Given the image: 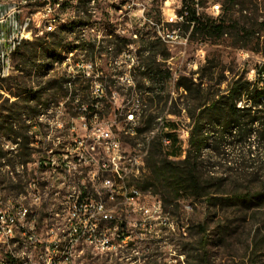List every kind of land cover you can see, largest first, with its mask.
Listing matches in <instances>:
<instances>
[{
  "label": "rangeland",
  "instance_id": "obj_1",
  "mask_svg": "<svg viewBox=\"0 0 264 264\" xmlns=\"http://www.w3.org/2000/svg\"><path fill=\"white\" fill-rule=\"evenodd\" d=\"M213 1L224 7L225 0H199L200 15L216 18L209 10ZM44 2L33 0L25 10L36 12ZM193 2L58 0L51 5L58 18L53 34L44 33L25 42L14 57L17 71L4 81L0 79V89L5 92H0L1 208L22 205L31 216L29 222L35 221L36 202L30 194L21 193L33 170L25 163L23 172H17L22 169L21 159L34 161L39 133H51L53 146L60 154L66 152L67 146L75 147L73 138L84 132L85 122L89 126L95 120L107 123L118 133L126 112L138 107V127L142 131L121 133V137L125 147L130 144L143 155L145 165L140 174L147 171L146 159L157 144L156 135L161 139V118L164 128L166 123L169 131L177 135L178 156L184 157L190 119L184 109L186 93L178 86V79L185 76L197 82L207 61L221 63L215 75L224 69V74L230 76L228 67L234 66L250 79L264 65V56L252 50L257 48L255 40L250 42L242 33L244 28L264 19V0H239L227 15L229 23H237L239 32L228 29L220 38H206L186 27L178 11L184 3L194 6ZM43 19L44 15L37 20ZM167 33H172L173 38L166 42L163 36ZM158 38L163 42H156ZM153 45L160 51L167 49L169 54L166 60H161V69L171 71L170 79L154 76L155 69L145 64L148 53L144 49L151 52ZM68 77L74 80L71 87L64 82ZM96 85L103 90H97ZM221 87L225 88L226 83ZM96 97H99L97 119L83 108L90 106ZM10 130L20 135V145L15 143ZM6 144L9 149L13 146L25 154L9 155ZM206 153L210 155V151ZM135 183L141 188V182ZM56 188L63 189L58 183ZM146 193L150 195H145V216H152L153 200L158 199L167 216L157 213V220L165 223L158 224L150 234L133 233L128 246L116 254L86 248L75 264H264V204H211L181 194L165 208L153 190ZM107 206L120 213L127 203L118 200ZM40 207L48 225L45 237H52L51 229L59 235L69 234L61 221L62 208L56 207L54 200H47V193H42ZM142 224H149V217H142ZM16 240L3 245L11 248L13 259L22 256V246L15 244ZM3 254L0 248V259Z\"/></svg>",
  "mask_w": 264,
  "mask_h": 264
},
{
  "label": "built area",
  "instance_id": "obj_2",
  "mask_svg": "<svg viewBox=\"0 0 264 264\" xmlns=\"http://www.w3.org/2000/svg\"><path fill=\"white\" fill-rule=\"evenodd\" d=\"M32 1L0 0V76L3 81L13 74L14 57L18 49L25 42L40 37L41 31L39 27H35V20L43 15H52V4L48 0L35 12V16H28L25 8ZM195 8L199 16V0H195ZM222 9V5L216 1L209 7L210 14L216 17L222 13ZM52 17L55 18L53 15ZM179 17L183 19L182 16ZM24 25H31V32H24ZM163 37L167 42L173 38V34L167 33ZM67 85L71 87L70 82ZM96 88L103 90L101 85H96ZM0 92L5 93L2 89ZM91 106L95 108L91 115L97 119L99 97H96ZM83 108L87 111L86 105ZM139 114L138 107L129 109L118 133L113 131V125L95 120L89 126L85 122L84 132L73 138L75 147H66L68 167L55 166V153L59 152L53 146L52 134L36 135L38 140L34 161L26 162L31 166L29 170H33V175L24 184V192H21L36 194L35 221L23 222L24 211L20 207H17L14 220H5V210L0 208V248L4 253L0 264H11V248H3V239L9 235L8 225H17L18 233L27 232V241L15 242L22 246V257H27V264H56L55 248L59 234L52 229V237H45L48 225L41 213L38 193H47V200H54L56 207L62 208L61 221L64 223L65 233H69L71 239L70 255L64 264H75L76 258L86 248H92L101 254H116L122 247L128 246V238L133 233L150 234L158 224L165 223V220H157V213H165V218L167 216L160 200H153L152 216H145V195L150 194L141 187L135 189L138 190V197H127V190L118 189V174L127 172L128 156L136 154V148L130 144L125 147L121 133H137ZM21 140L17 138L15 143L20 145ZM6 145L9 149L10 145ZM163 145L168 147L165 136ZM84 146L94 149V157H85ZM19 152L13 146L9 149V155ZM20 166L22 169H18L17 174L23 172L25 163H20ZM55 168H62L65 183L70 184V191L56 188ZM146 174L147 171L136 178L128 177V182L142 183ZM118 199L127 200V207L116 215H107L106 202ZM142 217H149V224H142Z\"/></svg>",
  "mask_w": 264,
  "mask_h": 264
},
{
  "label": "trees",
  "instance_id": "obj_3",
  "mask_svg": "<svg viewBox=\"0 0 264 264\" xmlns=\"http://www.w3.org/2000/svg\"><path fill=\"white\" fill-rule=\"evenodd\" d=\"M49 2L54 6L58 0ZM238 3L239 0H225L222 13L216 18L198 16L195 2L194 6L184 3L178 16L183 17L187 28L192 27V32H201L206 38H220L228 29L239 32L237 23H229L227 19L229 11ZM263 31L264 19L244 28L242 33L250 42L255 40L257 48L252 50L264 56ZM156 42L162 43L163 39L158 38ZM144 50L148 53L144 62L155 69L154 76L170 79L171 71L161 69V60H166L169 54L167 49L160 51L153 45L151 52ZM218 67L221 63L207 61L200 69L197 82L185 76L178 79V86L186 93L184 109L190 119L184 157L178 156L177 135L169 131L166 123L164 128V121L162 135L170 138L171 144L165 147L156 135L157 144L148 153L147 174L141 187L159 195L165 208L181 194L211 204H264V73L259 72V67L256 77L250 79L246 72L241 73L231 66L228 67L230 76L224 74V69L215 75ZM72 81V77L64 79L66 85L69 82L72 85ZM223 83H226L225 88L221 87ZM87 111L92 114L95 108L88 105ZM141 131L138 128V132ZM10 134L15 136V141L21 138L15 131L10 130ZM27 161L21 159L20 163ZM200 228L204 231L203 226Z\"/></svg>",
  "mask_w": 264,
  "mask_h": 264
},
{
  "label": "bare ground",
  "instance_id": "obj_4",
  "mask_svg": "<svg viewBox=\"0 0 264 264\" xmlns=\"http://www.w3.org/2000/svg\"><path fill=\"white\" fill-rule=\"evenodd\" d=\"M53 11L54 9L51 7V14L55 16ZM52 15H44V19L42 21L35 20V27H39V30L41 31L40 36H42L44 33L55 31L56 21H58V18L56 16L54 18L52 17ZM28 16H35V12H32V13L28 12ZM48 26H50V28H48ZM24 32H31V25H24ZM16 71H17L16 66H14L13 73ZM0 79L1 80L3 79L2 76H0ZM161 122L163 124L162 118H161ZM163 138H164V135H162V131H161L162 144H163ZM165 141H166V145L169 146L171 144V139L166 136H165ZM84 155L85 157H94V149H92L91 146H86L84 148ZM57 161H58V164H57ZM144 165H145V161L141 153L136 152V154H129L127 172H121L120 174H118V189L127 190V197H138V190H135V189H141V188L135 182H128V177L136 178V176L141 173ZM55 166L68 167V152H62L60 154L55 153ZM54 183L55 184L58 183L62 185V188H63L62 191H70V184L65 183L64 172L62 168H55ZM30 197L31 199H33L34 202H36V194H30ZM41 197H42V193H38V200H40ZM7 200L9 201V199ZM118 200H121L127 203V200L125 199H118ZM118 200H109V202H106L107 215L117 214L115 210L109 208L107 205L111 202H116ZM17 207L22 208V210L24 211L23 222H29L31 219V216L29 215L27 208H24L22 205H18V204L17 206H14V205H12V207L9 206L8 207L9 209L0 207L2 210H5V220L15 219V212H17ZM51 232H52V229H51ZM8 233L9 235L7 237H4L3 239V245H10L17 238H19V236L21 237L20 239H22V241H27V232L18 233L17 225H8ZM70 248H71L70 235L60 234L59 237H57V245L55 248L56 264H64L65 262H67L68 257L70 255ZM17 258L18 259L11 258V264H27V257H22V256L19 257L18 255Z\"/></svg>",
  "mask_w": 264,
  "mask_h": 264
},
{
  "label": "water",
  "instance_id": "obj_5",
  "mask_svg": "<svg viewBox=\"0 0 264 264\" xmlns=\"http://www.w3.org/2000/svg\"><path fill=\"white\" fill-rule=\"evenodd\" d=\"M259 72L264 73V65L260 67Z\"/></svg>",
  "mask_w": 264,
  "mask_h": 264
}]
</instances>
